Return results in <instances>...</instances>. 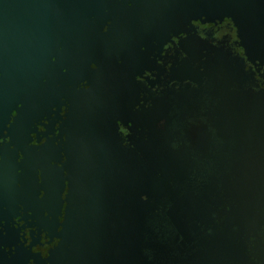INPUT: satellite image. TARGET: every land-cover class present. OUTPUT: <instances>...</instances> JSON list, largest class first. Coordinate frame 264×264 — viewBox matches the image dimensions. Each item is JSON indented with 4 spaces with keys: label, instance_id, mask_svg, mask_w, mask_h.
<instances>
[{
    "label": "water",
    "instance_id": "95a60500",
    "mask_svg": "<svg viewBox=\"0 0 264 264\" xmlns=\"http://www.w3.org/2000/svg\"><path fill=\"white\" fill-rule=\"evenodd\" d=\"M224 23L264 63V0H0V264H145L177 152L120 135L174 41Z\"/></svg>",
    "mask_w": 264,
    "mask_h": 264
},
{
    "label": "flooded vegetation",
    "instance_id": "af4514ba",
    "mask_svg": "<svg viewBox=\"0 0 264 264\" xmlns=\"http://www.w3.org/2000/svg\"><path fill=\"white\" fill-rule=\"evenodd\" d=\"M195 33L197 43L174 41L140 82L150 121L120 135L143 158L158 141L177 152L165 153L178 165L166 194L151 201L142 258L264 264V63L231 24L196 25Z\"/></svg>",
    "mask_w": 264,
    "mask_h": 264
},
{
    "label": "rangeland",
    "instance_id": "374dc122",
    "mask_svg": "<svg viewBox=\"0 0 264 264\" xmlns=\"http://www.w3.org/2000/svg\"><path fill=\"white\" fill-rule=\"evenodd\" d=\"M236 200V206L234 207V208H237L238 207V210H241V211H243V204L241 203L242 202V200H243V198H236L235 199ZM251 208H249V209H247V211H249ZM250 212H251V210H250ZM174 215V214H173ZM175 216V218H178V221H179V223L180 224H182L183 222H180V218H181V215H178V214H176V215H174Z\"/></svg>",
    "mask_w": 264,
    "mask_h": 264
}]
</instances>
